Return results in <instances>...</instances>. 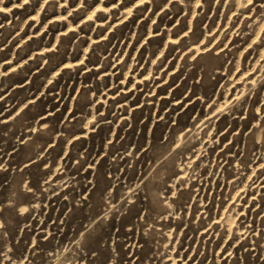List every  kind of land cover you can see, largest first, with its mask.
Wrapping results in <instances>:
<instances>
[{
  "label": "rangeland",
  "instance_id": "obj_1",
  "mask_svg": "<svg viewBox=\"0 0 264 264\" xmlns=\"http://www.w3.org/2000/svg\"><path fill=\"white\" fill-rule=\"evenodd\" d=\"M0 9V264H264V0Z\"/></svg>",
  "mask_w": 264,
  "mask_h": 264
},
{
  "label": "snow or ice",
  "instance_id": "obj_2",
  "mask_svg": "<svg viewBox=\"0 0 264 264\" xmlns=\"http://www.w3.org/2000/svg\"><path fill=\"white\" fill-rule=\"evenodd\" d=\"M25 2H27V0H25ZM249 3H252V0H249ZM0 11H2V9H0Z\"/></svg>",
  "mask_w": 264,
  "mask_h": 264
}]
</instances>
